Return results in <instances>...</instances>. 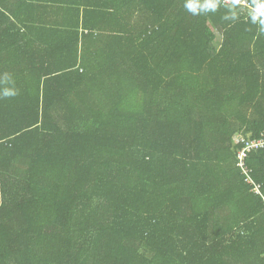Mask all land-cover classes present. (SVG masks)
Returning a JSON list of instances; mask_svg holds the SVG:
<instances>
[{"label": "trees", "instance_id": "16d2710c", "mask_svg": "<svg viewBox=\"0 0 264 264\" xmlns=\"http://www.w3.org/2000/svg\"><path fill=\"white\" fill-rule=\"evenodd\" d=\"M186 2L0 7V264H264V31Z\"/></svg>", "mask_w": 264, "mask_h": 264}, {"label": "crops", "instance_id": "0c3cea01", "mask_svg": "<svg viewBox=\"0 0 264 264\" xmlns=\"http://www.w3.org/2000/svg\"><path fill=\"white\" fill-rule=\"evenodd\" d=\"M88 0H0V7L8 15L21 16L27 20L38 23H76L75 15L70 11L75 9L76 4H83ZM36 7V11H32ZM84 7L81 8V16ZM11 16V17H13ZM13 20L15 18L13 17ZM38 27V26H34ZM41 30L43 29V26ZM62 31L66 28L57 26ZM71 29V28H70ZM72 30V29H71ZM82 33V32H80Z\"/></svg>", "mask_w": 264, "mask_h": 264}, {"label": "clouds", "instance_id": "9594fccd", "mask_svg": "<svg viewBox=\"0 0 264 264\" xmlns=\"http://www.w3.org/2000/svg\"><path fill=\"white\" fill-rule=\"evenodd\" d=\"M220 0H187L185 3V8L192 12L193 14H198V12H215L219 6ZM240 0H230L229 3L225 4V7H228L230 12L228 15H225L224 19L235 20L237 18V13L233 10L234 6L239 4ZM254 7L251 8L249 15L253 23H259L261 26V31H264V0H253ZM17 94L15 89L4 88L0 92V96L11 97Z\"/></svg>", "mask_w": 264, "mask_h": 264}, {"label": "built area", "instance_id": "2783aa9c", "mask_svg": "<svg viewBox=\"0 0 264 264\" xmlns=\"http://www.w3.org/2000/svg\"><path fill=\"white\" fill-rule=\"evenodd\" d=\"M238 140L243 147L237 151V166L241 170L242 174L246 177V182L252 186V191L257 195H260L264 200L262 185L258 184L254 180L253 176H251L252 171L247 165V159L250 153L264 148V138H261L259 140H251L240 136Z\"/></svg>", "mask_w": 264, "mask_h": 264}, {"label": "rangeland", "instance_id": "374dc122", "mask_svg": "<svg viewBox=\"0 0 264 264\" xmlns=\"http://www.w3.org/2000/svg\"><path fill=\"white\" fill-rule=\"evenodd\" d=\"M217 35H218V39H217V46H221V44H222V36L220 35V34H218L217 33Z\"/></svg>", "mask_w": 264, "mask_h": 264}]
</instances>
